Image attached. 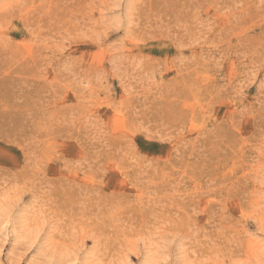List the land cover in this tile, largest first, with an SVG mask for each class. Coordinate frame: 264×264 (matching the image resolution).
<instances>
[{
  "label": "rangeland",
  "instance_id": "1",
  "mask_svg": "<svg viewBox=\"0 0 264 264\" xmlns=\"http://www.w3.org/2000/svg\"><path fill=\"white\" fill-rule=\"evenodd\" d=\"M0 264H264V0H0Z\"/></svg>",
  "mask_w": 264,
  "mask_h": 264
}]
</instances>
